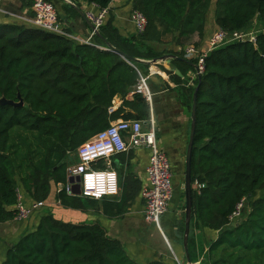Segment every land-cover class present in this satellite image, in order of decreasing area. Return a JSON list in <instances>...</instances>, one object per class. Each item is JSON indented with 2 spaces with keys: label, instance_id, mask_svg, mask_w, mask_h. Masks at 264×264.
Returning <instances> with one entry per match:
<instances>
[{
  "label": "trees",
  "instance_id": "1",
  "mask_svg": "<svg viewBox=\"0 0 264 264\" xmlns=\"http://www.w3.org/2000/svg\"><path fill=\"white\" fill-rule=\"evenodd\" d=\"M83 1L105 9L112 0ZM21 2L32 6V0ZM211 2L131 0L132 11L147 21L143 34L124 39L111 18L98 32L130 57L157 59L164 53H156L150 43L199 47ZM214 16L228 34L242 32L255 18L264 25V0H216ZM93 41L106 50L28 24L0 25V99L17 103L19 95L23 102L21 107L0 105V224L13 221L17 192L30 202L46 201L52 189L64 186L66 155L112 121L149 120L150 106L141 94L133 91L127 99L138 82L136 71L97 35ZM132 64L146 73L141 70L146 65ZM197 85L191 179L202 187L192 189L191 221L192 228L218 232L201 264H264V32L255 42H231L211 51ZM115 98L121 103L112 110ZM118 184L119 194L112 199L71 196L64 189L55 198L76 211L100 203L104 216L119 219L140 189L129 176L118 177ZM250 199L245 216L233 224L229 217L236 206ZM34 216L37 226L2 264H137L99 223L63 222L45 208ZM193 246L188 239L189 253Z\"/></svg>",
  "mask_w": 264,
  "mask_h": 264
},
{
  "label": "crops",
  "instance_id": "2",
  "mask_svg": "<svg viewBox=\"0 0 264 264\" xmlns=\"http://www.w3.org/2000/svg\"><path fill=\"white\" fill-rule=\"evenodd\" d=\"M51 1L57 10L62 29L80 40H87L92 29L88 24L90 22L86 19V13L88 11L95 12L97 7L87 4L83 0ZM108 11L106 21L109 18L113 20L112 25L119 36L128 39L137 35L130 22L131 0H112ZM81 14L84 15L85 20ZM32 15L31 6L23 4L21 1L0 0V25H27L26 20L30 19ZM207 15L199 50L208 48L210 37L219 29L215 23V16L213 15V20H207ZM91 42L94 44L93 39ZM150 47L156 53H164L161 57L169 56L155 64L160 72L159 75L155 76L159 78L163 86L151 80L147 84L150 93V102L148 103L150 115L155 121L157 145L170 161L175 186L173 198L167 212L160 217L159 226L156 227L144 219V202L141 199V189L148 184L145 169L150 151L147 148L130 150L125 155H118L113 159V168L119 180L129 176L140 189L124 217L108 219L102 214L100 203L98 208L86 206L83 211L63 208L55 198L59 189H52L45 201V209H48L54 218L63 222L74 224L99 223L110 238L120 242L124 252L137 264H146L154 260L161 261L163 264H188L183 246L181 225L185 224L184 172L192 124L191 108L187 102H189V93L192 87L189 82L195 68L191 61L183 58V51L186 46L179 47L175 43L168 45L150 43ZM148 67L146 65L141 70L147 72ZM133 91L134 88L128 94L127 99H131ZM120 103V100L115 98L113 110L118 108ZM194 184L192 189H196ZM22 196L26 201L25 203L28 204L30 199L26 195ZM38 220L37 216H33L23 222L13 220L0 224V264L5 261L8 251L24 235L35 229ZM217 236L218 232L206 228H192V221H190L189 239L193 240L194 246L191 247L190 253V247L188 249L189 264L203 263L209 243L214 241ZM201 249H203L202 253L200 252Z\"/></svg>",
  "mask_w": 264,
  "mask_h": 264
},
{
  "label": "built area",
  "instance_id": "3",
  "mask_svg": "<svg viewBox=\"0 0 264 264\" xmlns=\"http://www.w3.org/2000/svg\"><path fill=\"white\" fill-rule=\"evenodd\" d=\"M22 1V0H17ZM95 6V5H94ZM31 10L33 16L26 20L27 24L58 36L70 39L79 44L95 46L91 40L96 32L104 25L108 17V8L88 11L86 19L93 26L90 36L87 40H80L75 36L66 33L58 19L57 10L48 0H32ZM136 34L144 33L147 21L138 11H132L130 14ZM242 32L228 34L218 29L209 39L208 48L199 50L194 46H186L183 51V58L191 61L195 71L192 75L189 85L195 86L197 80L201 78L205 71V58L216 48L227 43L244 41ZM255 42L253 40H249ZM97 49L105 51L106 48L95 46ZM138 74V82L134 87L136 94H141L147 102H150V93L148 82L150 77L159 75L158 68L149 66L147 72H141L131 62H127ZM113 110V109H112ZM147 148L150 151L147 167L145 169L148 184L141 189V199L144 202V219L159 226V220L164 215L173 198L174 184L173 173L170 161L166 154L159 148L156 140L155 121L152 115L147 122L140 120H122L112 121L109 126L95 134L88 141L83 143L76 150L77 165L67 170V179L69 177L79 178L78 184L80 195L83 198L101 200L108 197H116L119 194L118 175L113 168V159L130 150ZM91 177V181H89ZM61 185V184H60ZM73 185L68 181L60 186L57 192L64 189L68 195L72 194ZM196 189L201 188L199 184H194ZM99 193V195H97ZM45 208V201H34L25 203L23 196L17 192V201L14 207V219L16 222L29 220L35 214L40 213ZM243 210V202L239 203L234 212L229 217L231 222L240 220Z\"/></svg>",
  "mask_w": 264,
  "mask_h": 264
},
{
  "label": "water",
  "instance_id": "4",
  "mask_svg": "<svg viewBox=\"0 0 264 264\" xmlns=\"http://www.w3.org/2000/svg\"><path fill=\"white\" fill-rule=\"evenodd\" d=\"M81 17L85 20L84 15L81 14ZM91 29L93 30V26L91 23H88ZM96 35L101 38V40L104 42V44L109 48L111 52L114 54L118 55L122 60L125 62H132V63H139V64H144L147 66H154L155 64L159 63V61H163L166 59V57H161L158 59H150V60H144V59H138V58H133L130 57L118 49L110 46L105 39H103L99 32H96ZM180 60V59H179ZM150 80L153 82H156L158 85L163 86L161 81L159 80L158 77L152 76L150 77ZM198 89L199 85L195 87L193 96H192V107H191V131H190V137H189V142L187 146V151H186V158H185V172H184V198H185V224H184V231H183V246H184V251L185 255L187 258V263H190L189 260V255H188V239H189V233H190V221H191V214H192V179H191V161H192V151H193V145H194V134H195V118H196V106H197V100H198ZM18 102L15 103L13 101L6 100L4 98L0 99V105H9L13 107H21L23 105V102L18 95ZM135 119L138 120V117L135 116ZM68 183L73 185V191L72 194L74 196H79L80 195V190L78 184H73L74 182H79V178H73L69 177L67 179ZM239 224V223H238Z\"/></svg>",
  "mask_w": 264,
  "mask_h": 264
},
{
  "label": "rangeland",
  "instance_id": "5",
  "mask_svg": "<svg viewBox=\"0 0 264 264\" xmlns=\"http://www.w3.org/2000/svg\"><path fill=\"white\" fill-rule=\"evenodd\" d=\"M215 1L216 0H212L211 2V8H210V11L207 15V20H213V15L215 13ZM264 32V25H263V22L260 18H255L251 24L249 25L248 28H246L245 30L242 31V34L243 36L245 37L244 40H253L258 34ZM65 162H66V167H67V170L75 167L77 165V155H76V151L75 152H70L66 155V158H65ZM60 186L57 187V189L59 188ZM174 191H175V186H174ZM262 193H259L258 196H260ZM252 199L250 200H247L243 203V208L244 210H242V215H241V218H243V216H245V213H246V210H247V202H250ZM45 212H42L41 214L43 215ZM40 214V215H41ZM237 224L239 223L238 221L236 222ZM235 224V222L233 223Z\"/></svg>",
  "mask_w": 264,
  "mask_h": 264
},
{
  "label": "clouds",
  "instance_id": "6",
  "mask_svg": "<svg viewBox=\"0 0 264 264\" xmlns=\"http://www.w3.org/2000/svg\"><path fill=\"white\" fill-rule=\"evenodd\" d=\"M89 181H91V177H89ZM97 195H99V193H97Z\"/></svg>",
  "mask_w": 264,
  "mask_h": 264
}]
</instances>
